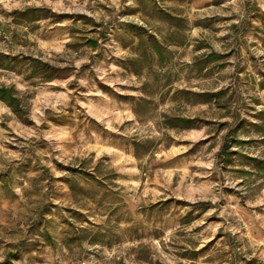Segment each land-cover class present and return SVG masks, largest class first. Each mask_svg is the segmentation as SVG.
<instances>
[{
    "label": "rangeland",
    "instance_id": "1",
    "mask_svg": "<svg viewBox=\"0 0 264 264\" xmlns=\"http://www.w3.org/2000/svg\"><path fill=\"white\" fill-rule=\"evenodd\" d=\"M0 52L71 70L0 69V264H264V0H0Z\"/></svg>",
    "mask_w": 264,
    "mask_h": 264
},
{
    "label": "trees",
    "instance_id": "2",
    "mask_svg": "<svg viewBox=\"0 0 264 264\" xmlns=\"http://www.w3.org/2000/svg\"><path fill=\"white\" fill-rule=\"evenodd\" d=\"M40 8L31 7L23 11H13L11 14L19 19L20 21H38L42 16L38 14ZM91 47H95L97 44L96 40H90ZM156 47L159 45L156 43ZM0 69L11 71L17 73L18 75H24L25 80L30 79H40L43 82H51L55 79H63L70 75L69 68H59L53 66L50 63L43 61L34 57H19L11 56L0 52ZM71 69V68H70ZM0 101L7 106L11 112L23 123H30V103L29 98H26L14 85H0ZM166 117V116H165ZM183 123L189 122L187 118H181ZM169 127H174L170 124ZM182 127L191 128L189 125H183ZM235 144H241L239 140H235ZM231 142L225 140L220 152L218 153V158L225 159L232 154L228 152L229 143ZM252 161L251 166L258 171L264 172V160H259L256 158H250Z\"/></svg>",
    "mask_w": 264,
    "mask_h": 264
}]
</instances>
